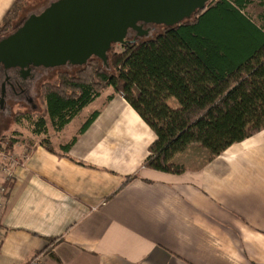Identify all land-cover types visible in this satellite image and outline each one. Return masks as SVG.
Segmentation results:
<instances>
[{
	"label": "crops",
	"instance_id": "0c3cea01",
	"mask_svg": "<svg viewBox=\"0 0 264 264\" xmlns=\"http://www.w3.org/2000/svg\"><path fill=\"white\" fill-rule=\"evenodd\" d=\"M44 120H20L44 141L6 151L11 177L0 163V264H264V128L201 162L193 144L169 173L145 166L157 135L111 87L61 129Z\"/></svg>",
	"mask_w": 264,
	"mask_h": 264
},
{
	"label": "trees",
	"instance_id": "16d2710c",
	"mask_svg": "<svg viewBox=\"0 0 264 264\" xmlns=\"http://www.w3.org/2000/svg\"><path fill=\"white\" fill-rule=\"evenodd\" d=\"M23 1L16 0L8 11L0 37L17 28L11 18ZM252 3L264 6V0H210L206 9L181 23L153 24L151 31L162 30L121 44L120 50L113 44L108 65L92 57L76 66L75 74L60 71L58 84H42L45 113L61 129L111 87L157 135L146 167L182 173L184 165L173 159L193 144L205 148L210 158L220 155L264 128V15L261 23L255 21L245 11ZM173 99L178 105L171 104ZM16 116L20 122L24 115ZM33 132L47 133L44 115Z\"/></svg>",
	"mask_w": 264,
	"mask_h": 264
},
{
	"label": "water",
	"instance_id": "95a60500",
	"mask_svg": "<svg viewBox=\"0 0 264 264\" xmlns=\"http://www.w3.org/2000/svg\"><path fill=\"white\" fill-rule=\"evenodd\" d=\"M209 1L54 0L0 37V64L22 78L32 67L84 66L92 57L108 65L113 44L124 45L149 35L153 24L181 23L206 9ZM131 33L134 37L129 39Z\"/></svg>",
	"mask_w": 264,
	"mask_h": 264
},
{
	"label": "rangeland",
	"instance_id": "374dc122",
	"mask_svg": "<svg viewBox=\"0 0 264 264\" xmlns=\"http://www.w3.org/2000/svg\"><path fill=\"white\" fill-rule=\"evenodd\" d=\"M54 0H24L20 5L17 6L16 12L12 15V24L15 27H19L23 21L33 13H39L41 12L46 6L49 5V3ZM248 14L252 16V18L257 21L258 23H261L263 20L261 18L262 15H264V6L260 5L258 3H252L250 4L246 10ZM15 16V18H13ZM16 28V29H17ZM158 29H153L151 33H157L162 30V26L156 27ZM121 44L117 45L116 49L120 50ZM77 67L73 66H65L61 68H51V69H45L43 72L42 78L38 80L37 83L33 86L32 89V95L35 98L34 100L36 101V104L38 105V109L33 110L32 107L29 105H22L19 106L18 104L12 102V100H6L4 106V110L6 111V107H10L12 113H7L0 110V145L2 143V146L0 147V163L4 165H10L11 162L15 159L12 160L11 155H9L5 150L10 144H19V147H29L32 144L38 143L40 141H44V137L42 135H34L32 131L28 128H30L27 124L25 123H19L16 119L17 113H23L25 117V114H30L32 115L33 119H39L41 116L45 115V111L42 110L44 107V97L42 95V84L43 83H50L53 85H56L59 83V78H58V73L61 72H67L70 74H75L77 71ZM171 104L173 105H178L176 100L173 99L171 100ZM15 120L18 122L19 131H13L12 129H17L18 125L17 123H14L12 121ZM31 122V121H30ZM48 130V129H47ZM47 134V133H45ZM192 156L194 160L202 161L203 159L206 160L208 156L206 155L205 152L201 151L197 146L193 147L192 150ZM18 160V159H17Z\"/></svg>",
	"mask_w": 264,
	"mask_h": 264
},
{
	"label": "flooded vegetation",
	"instance_id": "af4514ba",
	"mask_svg": "<svg viewBox=\"0 0 264 264\" xmlns=\"http://www.w3.org/2000/svg\"><path fill=\"white\" fill-rule=\"evenodd\" d=\"M45 68L32 67L29 74L25 78L20 77L16 70L6 69L2 64H0V110L5 112V114L12 113L10 107H6L4 110V104L1 103L2 97L6 100H12V102L22 105L26 104L32 107L33 110L38 109V105L34 102V95H32V89L35 83L38 82L43 76ZM5 84V94L2 93V85ZM7 112V113H6Z\"/></svg>",
	"mask_w": 264,
	"mask_h": 264
},
{
	"label": "built area",
	"instance_id": "2783aa9c",
	"mask_svg": "<svg viewBox=\"0 0 264 264\" xmlns=\"http://www.w3.org/2000/svg\"><path fill=\"white\" fill-rule=\"evenodd\" d=\"M14 161H12L11 163H13ZM8 166H4L3 170H7L8 171ZM9 177H11V173L8 171L7 174ZM8 188L6 187V185H2L0 186V215L3 213V211L6 208L7 205V195H8ZM1 239H2V231L0 228V244H1ZM24 264H41L39 256H35L32 257L31 259L27 260Z\"/></svg>",
	"mask_w": 264,
	"mask_h": 264
}]
</instances>
